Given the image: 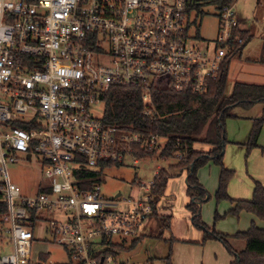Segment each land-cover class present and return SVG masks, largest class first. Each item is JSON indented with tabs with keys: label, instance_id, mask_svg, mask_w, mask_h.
I'll return each mask as SVG.
<instances>
[{
	"label": "built area",
	"instance_id": "1",
	"mask_svg": "<svg viewBox=\"0 0 264 264\" xmlns=\"http://www.w3.org/2000/svg\"><path fill=\"white\" fill-rule=\"evenodd\" d=\"M217 1L0 0V202L8 208L0 264H117L113 247L141 237L153 182L119 211L118 198L102 195L99 181L89 187L87 175L99 180L135 159L134 146L152 149L159 139L107 124L104 97L114 87L140 89L153 108L158 80L177 93H207L245 44L234 4ZM203 3L218 7L220 25L201 49L190 31ZM35 158L45 183L25 197L7 166ZM52 247L65 261L51 259Z\"/></svg>",
	"mask_w": 264,
	"mask_h": 264
},
{
	"label": "trees",
	"instance_id": "2",
	"mask_svg": "<svg viewBox=\"0 0 264 264\" xmlns=\"http://www.w3.org/2000/svg\"><path fill=\"white\" fill-rule=\"evenodd\" d=\"M234 2L235 0H218L216 3L225 6ZM235 35L241 36L245 42L248 37L242 30ZM241 48L242 46H237L226 58L218 78L209 83L207 93L199 96L177 93L170 90L164 81L158 80L150 92L152 108L144 102L142 90L114 87L104 97L103 119L119 129L139 133L145 140L157 137L159 141H165L164 145L158 141L152 149L134 146L132 155L138 161L153 160L156 157L163 161L177 160L176 164L159 169L153 181L150 190L153 213L149 219H153L156 226L152 228V234L162 237L171 229L172 216L160 214L158 206L166 195L170 180L186 174V196L190 201L186 209L191 213L193 226L203 233V240L199 244L203 246L211 240L220 242L234 259L230 264H264V229L253 223L248 231L230 237L217 232L201 219V207L209 200V194L197 175L200 168L213 163L220 168L216 200L231 202L234 206L230 214L236 217L247 212L264 220V186L261 182L254 181L251 200H233L228 195V187L235 172L224 165L225 149L230 144L226 136L225 121L234 117L232 111L236 108L248 110L257 103H264L262 85L236 83L232 95H226L229 68ZM146 112L151 113L148 116ZM263 122L264 119L254 122L250 140L246 145L247 153L259 147L258 139ZM197 144L206 145L210 150L196 151L194 147ZM87 177L93 179L89 187L100 182L96 174H88ZM7 211L6 204L0 202V222ZM144 238L142 235L133 240L129 248L124 245L114 246L115 255L134 248ZM231 238L243 240L246 244L245 250L235 252L229 242ZM163 261L164 264H173L171 251Z\"/></svg>",
	"mask_w": 264,
	"mask_h": 264
},
{
	"label": "rangeland",
	"instance_id": "3",
	"mask_svg": "<svg viewBox=\"0 0 264 264\" xmlns=\"http://www.w3.org/2000/svg\"><path fill=\"white\" fill-rule=\"evenodd\" d=\"M200 10L201 14L191 29L190 35L195 38L192 45L203 49L215 43L219 33L220 19L219 9L215 4L203 3ZM234 11L241 30L246 32L248 37L231 62L227 96L232 95L236 83L264 86V0H235ZM99 110L101 112L102 107ZM232 114L234 117L227 118L225 121L226 136L230 144L232 141L241 142L251 136L254 122L264 119V103H257L248 110L236 108ZM258 141L264 143V122ZM159 143L164 145L165 141L160 140ZM194 148L197 151L208 150V146L201 144L195 145ZM248 155L246 152L244 165H247ZM134 160L128 156L123 165L105 168L100 176L102 195L108 199L121 195L118 198L121 202L117 208L119 211L130 210L131 205L128 201L147 195L140 185L150 186L159 169L168 168L177 163L175 159L163 161L158 157L153 160H139L138 164H135ZM231 170L236 172L237 169L231 168ZM7 173L10 182L19 187L22 196L25 197L36 195L45 183L41 174V165L36 158L32 161L21 160L16 164H8ZM219 174L220 168L213 163L198 171V179L209 194V200L203 203L201 208V219L216 231L233 234H224L232 237L239 233L238 231H248L252 224L248 220L244 221L240 215L236 217L230 214V208L234 206L231 202L216 200ZM186 179L187 176L184 174L170 180L166 195L158 206L159 213L172 216L171 229L161 237L150 233L151 231L145 228L146 235L142 242L132 249L115 255L117 264H164L163 259L169 255L170 251L172 263L176 260L177 264H230L234 260L218 241L208 242L204 246L197 244L202 240L203 233L193 226L192 216L186 209V205L190 202L186 196ZM172 196L174 198L170 202L171 210L166 198ZM229 197L231 198L230 195ZM226 212L230 217H226ZM152 225L149 222L148 227ZM132 241L126 240L125 246L131 247ZM229 242L235 252L240 253L245 250L246 244L243 240L231 238ZM42 249L44 247L37 246L35 253H39ZM45 250L51 252V259L54 262L65 261L64 251L61 248L52 247Z\"/></svg>",
	"mask_w": 264,
	"mask_h": 264
},
{
	"label": "crops",
	"instance_id": "4",
	"mask_svg": "<svg viewBox=\"0 0 264 264\" xmlns=\"http://www.w3.org/2000/svg\"><path fill=\"white\" fill-rule=\"evenodd\" d=\"M249 140H250V136L246 140H242L241 142L232 141L231 142L232 144H229L226 148V154L224 158L225 167L227 169L230 168V170L231 168L237 169L235 172L236 174L234 178L231 180L229 187H228V193L231 196V198L233 197L232 198L233 200H251L253 196L255 180L261 182L264 186V143L258 141L259 147L253 149L252 151L248 153L249 157L247 159V165H244V159L246 157L245 155L247 152L246 145L248 144ZM209 150H210V147H208L207 151ZM219 177H220V174H219ZM187 179H186V182H187ZM218 183H219V180H218ZM173 198H174L173 196L170 198L168 197L166 198V201L169 202L168 203L169 204L168 206H170L169 209L171 210H172V206L170 205V202H172ZM232 208L233 207H231L230 210H232ZM225 215L227 218L230 217V215H227V212ZM240 216L243 218L244 221L248 220L250 224L255 223L259 228L264 229V220L258 219L255 215L244 212L240 214ZM149 222L153 224L151 227H148ZM154 226H156L155 221L153 219H149L145 228H147L146 230L152 231V228ZM145 228L142 234L144 236L146 235ZM217 232L222 233V234H227V235H233V234H230L224 231H217ZM238 232H241V231H238ZM202 240H203V237H202ZM202 240H200V242ZM212 241L214 240H211L208 242H212ZM200 242L198 241L197 244H199ZM208 242L206 244H208ZM173 264H177V261L176 260L173 261Z\"/></svg>",
	"mask_w": 264,
	"mask_h": 264
},
{
	"label": "water",
	"instance_id": "5",
	"mask_svg": "<svg viewBox=\"0 0 264 264\" xmlns=\"http://www.w3.org/2000/svg\"><path fill=\"white\" fill-rule=\"evenodd\" d=\"M120 196H121V195H120V194H118V195L115 197V199H116V198H119ZM111 199H112V198H111Z\"/></svg>",
	"mask_w": 264,
	"mask_h": 264
}]
</instances>
